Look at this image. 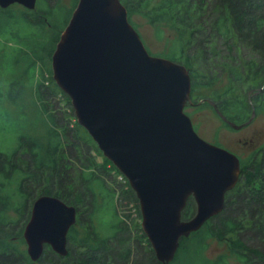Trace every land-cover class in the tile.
Returning <instances> with one entry per match:
<instances>
[{"label":"trees","instance_id":"obj_1","mask_svg":"<svg viewBox=\"0 0 264 264\" xmlns=\"http://www.w3.org/2000/svg\"><path fill=\"white\" fill-rule=\"evenodd\" d=\"M122 2L134 26L133 15L140 12L152 23L174 29L173 46L163 55L189 68L192 89L196 85H212L224 76L227 78L222 89L213 91L211 100L228 118L241 123L251 117L253 107L256 114L264 112V0ZM2 10L6 11V16L10 15L8 9L0 8V23ZM39 22H44V18L40 17ZM51 81L54 82L52 77ZM15 85L25 87L21 76L11 82L13 99L17 97L13 95ZM56 89H61L58 84L54 87L44 80H39L34 88L36 97L50 115V134L55 140L45 148L42 141L37 143L31 139L34 144H25L24 148L21 143L11 153L0 150V264H34L19 244L26 242L24 224L34 199L40 194L56 195L75 205L77 223L84 227L80 232L75 224L71 226L68 254H58L47 245L44 260L58 264H163L141 226L139 199L128 178L123 173L125 181L119 182V187L108 185V178L101 170L109 174L122 172L103 154L88 130L81 129L78 120H75V127L60 123L62 118L50 99ZM236 103L239 108L231 114ZM76 136L81 138L80 142H75ZM97 154L104 156L102 161L96 159ZM19 176L17 191L22 201L14 203L10 183ZM101 195L109 196L114 203V218L108 224L110 234H103L95 224L102 205ZM196 207L194 197L190 196L182 210V218L192 217ZM12 209L19 214L18 219L10 215ZM134 211L139 217L136 223L129 221ZM20 221H23L21 225ZM210 235L226 241L243 262L264 264V143L248 157H241L240 176L227 192L224 209L210 217L200 229L182 236L169 264L180 258V251L186 250L191 236H196L197 243ZM18 238L20 241L16 242Z\"/></svg>","mask_w":264,"mask_h":264},{"label":"water","instance_id":"obj_2","mask_svg":"<svg viewBox=\"0 0 264 264\" xmlns=\"http://www.w3.org/2000/svg\"><path fill=\"white\" fill-rule=\"evenodd\" d=\"M20 2L34 8L36 0ZM53 77L70 97L78 122L126 175L139 199L141 226L163 264L174 259L182 236L224 209L241 172L239 155L196 131L185 111L192 99L189 68L152 54L128 18L122 0H79L52 53ZM218 114L231 120L211 99ZM196 212L182 218L188 198ZM77 207L52 194L32 204L23 235L34 264L46 244L69 253L68 232Z\"/></svg>","mask_w":264,"mask_h":264},{"label":"rangeland","instance_id":"obj_3","mask_svg":"<svg viewBox=\"0 0 264 264\" xmlns=\"http://www.w3.org/2000/svg\"><path fill=\"white\" fill-rule=\"evenodd\" d=\"M76 3L77 0H38V10L41 9L43 14L45 12L44 22H39L38 10L28 11L25 5L17 2L8 8L9 16L5 15L6 11L3 13L2 10L1 12L0 150L3 152L11 153L21 143L25 148V144H34L33 140L37 143L39 140L42 141L43 148H45L55 140L54 136L50 134L52 127L50 115L39 98L36 97L34 88L39 80H44L46 84L54 85V87L57 85L53 77L52 53L60 37V31L65 27ZM133 21L152 54L163 55L173 46L172 38L175 34L173 28L165 25L158 26L140 12L133 15ZM17 76H21L25 87L13 86V95L17 96L16 99H13L11 97L12 93L10 94L11 82ZM51 77L54 82L51 81ZM226 83L227 78L224 76L209 86L196 85L192 89V98L195 103L188 102L184 109L191 116L199 135L237 153L240 159L241 157L246 158L264 143V112L257 113L255 120L242 128L226 125L223 118L208 103V99L212 98L213 91L222 89ZM69 97L63 91L61 92V89H56L50 95V99L54 102L55 111L62 118L60 123L66 122V124L75 127L77 126L75 121L77 117L71 103V97ZM238 104L236 103L235 109L230 111L231 114L236 113V109L239 108ZM84 128L82 126L81 129L84 130ZM31 139L33 140L30 141ZM80 141L81 138L76 136L75 142ZM103 157L101 154L96 155L98 161H102ZM100 172L108 178L107 183L109 186L113 184L119 187V182L124 181L117 172L111 174L108 171L101 170ZM19 178L20 176L17 179L13 178L12 183H10V192L13 196L11 198L14 199V203L19 200L22 201L17 191ZM99 199L102 205L96 214L95 224L98 225L97 228L103 234H110L111 227L108 224L114 218V203L107 195H101ZM123 210H121L122 213ZM126 211H130L129 206H127ZM10 215L16 219L19 218V214L13 209L10 211ZM133 215V218L129 217V221L138 222L139 217L136 216L135 211ZM21 223L23 221H20L19 225ZM75 225L80 232H83L84 227L80 223H75ZM195 240L196 236H191L188 239V247L186 250L180 251L181 256L174 264H245L231 251L226 241L216 236H207L205 241L199 240L197 243ZM18 241H20L19 238L16 242ZM19 246L27 252L26 242L20 243Z\"/></svg>","mask_w":264,"mask_h":264},{"label":"flooded vegetation","instance_id":"obj_4","mask_svg":"<svg viewBox=\"0 0 264 264\" xmlns=\"http://www.w3.org/2000/svg\"><path fill=\"white\" fill-rule=\"evenodd\" d=\"M37 1L38 0H36V6L34 7V8H30V7H27L26 6V8L28 9V11H37L38 10V8H37ZM48 1V0H47ZM78 1L79 0H77V3H76V5L74 6V8H73V10H72V12H71V15H70V17H69V20H70V18H71V16H72V14H73V11H74V9L76 8V6H77V4H78ZM17 2V1H16ZM16 2H12V3H10L9 5H7V6H2V5H0V7L1 8H4V9H8L9 7H12L13 6V4H15ZM17 3H20V2H17ZM20 4H22V3H20ZM24 5V4H23ZM33 9V10H32ZM27 11V12H28ZM40 11L38 10V17H43L44 18V16H45V14H43L42 12H40ZM24 13H25V11H24ZM69 20H67V23L65 24V27H66V25L68 24V22H69ZM38 21V20H37ZM64 27V28H65ZM64 28L60 31V36H61V34H62V31L64 30ZM60 38V37H59ZM59 40V39H58ZM255 120V117L252 119V121H254ZM251 121V122H252ZM251 122H249V123H247L246 125H248V124H250ZM246 125H244V126H246ZM244 126H242V127H244ZM241 127V128H242ZM186 207V206H185ZM184 207V208H185ZM32 208V207H31ZM30 215H31V209H30V214H29V216H28V219L26 220V222H25V224H24V228H25V225H26V223H27V221L29 220V218H30ZM77 218H78V212H77ZM76 223H77V221H76ZM24 228H23V231H24ZM71 228V227H70ZM69 233V232H68ZM24 236V235H23ZM26 241V240H25ZM27 243V242H26ZM47 245H49V244H46V246ZM46 246H45V248H46ZM50 246V245H49ZM51 247V246H50ZM28 252V251H27ZM43 254H44V252H43ZM43 254L41 255V257H40V259H39V261H46V260H44V256H43ZM30 256V255H29ZM32 259V258H31ZM34 262V261H33ZM245 264H247V263H245Z\"/></svg>","mask_w":264,"mask_h":264},{"label":"built area","instance_id":"obj_5","mask_svg":"<svg viewBox=\"0 0 264 264\" xmlns=\"http://www.w3.org/2000/svg\"><path fill=\"white\" fill-rule=\"evenodd\" d=\"M120 177L121 178H123L124 179V181H125V178H124V174L122 173V174H120Z\"/></svg>","mask_w":264,"mask_h":264}]
</instances>
